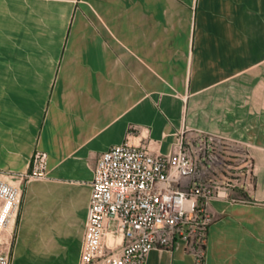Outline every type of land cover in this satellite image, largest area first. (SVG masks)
Returning a JSON list of instances; mask_svg holds the SVG:
<instances>
[{
  "label": "crops",
  "instance_id": "crops-1",
  "mask_svg": "<svg viewBox=\"0 0 264 264\" xmlns=\"http://www.w3.org/2000/svg\"><path fill=\"white\" fill-rule=\"evenodd\" d=\"M184 127L254 162L248 202L211 200L202 264H264V0H0V169L35 149L48 169L21 183L10 264L30 245L79 264L99 154L127 137L166 154ZM198 253L179 239L144 264Z\"/></svg>",
  "mask_w": 264,
  "mask_h": 264
},
{
  "label": "built area",
  "instance_id": "built-area-1",
  "mask_svg": "<svg viewBox=\"0 0 264 264\" xmlns=\"http://www.w3.org/2000/svg\"><path fill=\"white\" fill-rule=\"evenodd\" d=\"M253 167L247 143L187 127L166 154L129 137L110 146L93 167L79 264H144L151 250L179 239L198 248L202 264L216 218L211 200L248 202L234 193L250 191ZM47 178V153L39 149L25 173L0 169V264H10L21 183Z\"/></svg>",
  "mask_w": 264,
  "mask_h": 264
},
{
  "label": "rangeland",
  "instance_id": "rangeland-1",
  "mask_svg": "<svg viewBox=\"0 0 264 264\" xmlns=\"http://www.w3.org/2000/svg\"><path fill=\"white\" fill-rule=\"evenodd\" d=\"M1 250H5V248L1 247ZM66 256L65 254H57L54 251L43 249L39 245H30L23 247L13 264H68Z\"/></svg>",
  "mask_w": 264,
  "mask_h": 264
}]
</instances>
